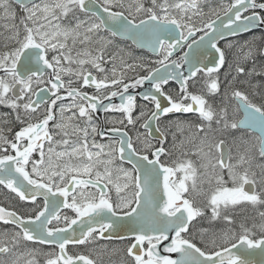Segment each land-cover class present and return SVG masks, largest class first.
<instances>
[{"label": "snow or ice", "instance_id": "6c2138e0", "mask_svg": "<svg viewBox=\"0 0 264 264\" xmlns=\"http://www.w3.org/2000/svg\"><path fill=\"white\" fill-rule=\"evenodd\" d=\"M206 2L0 0V19L15 21L14 5L22 12L19 25H4L11 34L0 51V106L20 125L9 139L13 128L5 125L12 120L0 115V185L35 206L27 215L0 206V223L13 226L0 233V264H38L39 249L19 252L21 242L54 246L43 253L44 264H96L94 249L69 254L68 246L113 238L131 241L128 264H253L251 254L264 256V211L257 212L259 223L245 219L231 227L234 209L264 205V162H257L264 161V104L234 86L239 75H264V67L246 71L241 64L257 51L264 55L255 44L264 37L239 46L228 42L240 55L223 94L219 78L226 63L219 42L264 25V0H221L205 12ZM117 38L147 47L156 58L129 62L131 53L123 48L108 55ZM199 75L202 82L195 79ZM170 81L178 91H165ZM190 81L199 84L198 92L189 91ZM145 82L150 87L139 95L147 103L134 117L137 95L130 90ZM217 96L214 106L210 98ZM117 97L119 103L113 102ZM99 111L120 115L108 118L112 126L105 129L94 119ZM189 113L198 122L177 116L168 125L189 130L179 144L173 133V148L190 143L191 152L163 162L172 153L162 118ZM138 122L145 131L134 141L125 128ZM233 131L251 137L241 136L245 147L235 160L226 140L214 135ZM125 161L130 168L122 166ZM196 196L203 197V206ZM208 213L210 221L222 219L229 227L196 229L194 222ZM190 229L199 232L203 247Z\"/></svg>", "mask_w": 264, "mask_h": 264}, {"label": "flooded vegetation", "instance_id": "af4514ba", "mask_svg": "<svg viewBox=\"0 0 264 264\" xmlns=\"http://www.w3.org/2000/svg\"><path fill=\"white\" fill-rule=\"evenodd\" d=\"M14 7L16 8L17 15L22 13L20 11L18 5H14ZM261 14L264 15V13H261ZM78 15H80L81 18H84L82 13H78ZM254 37H264V28L263 27H259L257 29L252 30V31H249V32H245V33L238 34L236 36L228 37L227 40L220 41L219 42V46L221 47L223 44H226V43H228L230 41H234V40H237V39L254 38ZM259 41L260 40H257L256 42H259ZM119 44H121L123 47H125L126 48L125 50H127V51H129V52H131L133 54V55H131L132 56L131 59H134L133 58L134 52H138V53L142 54V58L145 61L156 58L154 55L150 54L148 51L136 49L130 42H128L126 40H123V39H120V38H117L115 43H114V45L119 46ZM259 45H262L261 41L259 42L258 46ZM259 47H262V46H259ZM263 47H264V44H263ZM224 51H225L226 63H225V65L223 66V68L219 72V78L224 80L223 92L225 91V84L227 83V81L232 80V76L236 75V73L234 72V66H235V64L237 62L236 60H233V58H231V55L226 53V50H224ZM180 54L181 53L178 51L176 53V55L173 57V59L177 58ZM255 58L258 60L257 61V65H259V64L262 65V62L264 63V55H260L258 51H257V55H256ZM131 59H129V62H131ZM254 59L251 60V61H254ZM229 65L233 66L232 70H230ZM245 66L247 67L246 63H245ZM226 73L228 74L227 75V79L225 78L226 77ZM94 74H95V72H94ZM141 74H144V73H141ZM0 75H3V73H0ZM128 75L132 76L133 73L129 72ZM240 76L241 75L237 76L236 80L234 81V86L239 88L241 91L245 92V90L243 88V86H244L243 80H241ZM45 79H47V77H45ZM64 79L67 80V77H64ZM195 79H197L198 81L201 82L203 78H202V75H199ZM149 87H150V85L145 82L144 86L138 87L137 89L130 90L131 94L137 95V108H136L135 112L133 113L134 117L139 115V113L141 111V108L147 103V102L143 101L140 98L139 94H142L143 92L147 91ZM178 89H179V86L174 81H170L169 84L165 87V91H171V90L178 91ZM198 90H199V84L197 85V87H193L192 86V82L190 81L189 82V91L198 92ZM84 91H87L88 93L91 94L95 90H94V88H86V89H84ZM258 99H259V100H257L258 102L259 101L260 102L264 101L263 93H261L258 96ZM67 102L68 101H65V103H67ZM113 102L119 103V98L118 97L114 98ZM105 103H107V101H105ZM262 104H264V103H262ZM57 107H58V105H57ZM148 107L150 108L151 105H148ZM119 115L120 114H118V113H104L102 111H99V112L94 114V119L96 120V122L98 124H103L105 129H107L108 127H111L112 125L107 124L106 120L108 118H118ZM239 115L241 116V114H239ZM177 116H179V118L183 119V120L197 121V115L194 114V113L183 114V115L175 114V115H170V116H168L166 118H162L161 124H162V126L167 128V141L165 143V147L172 153L171 156H162L161 157V160L163 162H166V163H171V161L174 160V158L176 157V155L174 154V152L176 150H174L169 145V142H170L169 133H172V128H171V126L168 125V122L169 121H174L177 118ZM9 119H11V118H9ZM76 122L80 123L81 126H83V122L82 121H76ZM8 126H11L13 128V132L8 134L9 139H11L12 136L14 135V132L19 129L20 125L18 123H16L15 120H13L11 125H5V127H8ZM125 130L128 131L129 135L132 137V139L134 141L136 140V136L138 134V131L140 133H143L145 131L144 129L140 128V122H138L135 125V127H133L131 125H128L125 128ZM109 135H111V134L109 133ZM154 135H156V134L154 133ZM61 138L62 137H60V136L56 137V139H61ZM96 140H97V142H102V143H106L107 142L106 138L102 139L99 136L96 137ZM136 146L138 148L141 147L139 142H137ZM227 147H228V145H227ZM116 164L118 166H120V161L117 160ZM122 166L125 167V168H130L131 167V165L128 164L126 161L123 163ZM112 197H113V199H115V193H112ZM37 203L42 205V203H43L42 198H38ZM0 206L6 207V208H11L12 210L17 211L18 213H20L22 215H27L29 210H31V209H33L35 207L30 202H22V201H20L19 198L16 197V195L14 193H11L9 190L4 188L2 185H0ZM62 212H66L68 215L74 216V213H72L70 210H62ZM255 222L257 223L258 221L256 220ZM237 226H238V224L232 225L231 227H237ZM6 230L9 231V232L12 231L13 230V226L12 225H5L3 223H0V232H4ZM190 231H193V230L190 229ZM195 234H196V240L198 242V246L203 247V244L199 243V241H200L199 240L200 239L199 232L195 231ZM130 242L131 241H129V240H123L122 241V240L113 238L112 240H99L96 244H91V245H88V246L69 245L68 248H67V251H68L69 254H79V253L88 254L89 249H94L95 251L92 252V258L94 260H96V264H128L130 258L127 257L126 248H127L128 244ZM21 245L24 246V247H22V251H19V252H23L26 249H30V248L39 249L41 254L36 257L37 262H38L39 256L40 257L44 256L43 253H47V252H50V251L54 250V246L38 245V244H33L31 242H28V243L22 242ZM5 258H7V257H5Z\"/></svg>", "mask_w": 264, "mask_h": 264}, {"label": "rangeland", "instance_id": "374dc122", "mask_svg": "<svg viewBox=\"0 0 264 264\" xmlns=\"http://www.w3.org/2000/svg\"><path fill=\"white\" fill-rule=\"evenodd\" d=\"M37 2H39V0H37ZM220 3H221V0H207V2L203 5L204 11L207 12L210 6L215 7V6L219 5ZM145 5L150 6V0H145ZM21 15H22V13L18 14L16 16L15 21L0 19V51L6 50L4 48L5 37H7L11 34L10 30L5 28L4 25L5 24L11 25L13 23L19 25V19H20ZM69 19H71V18H69ZM65 23H67V21H65ZM22 32H23V30L21 27V33ZM245 41H248L251 44L253 42V38L237 39V40L230 41V42H232L234 45L239 46V45H243ZM256 41H255V44H256L257 48H261L259 46L263 47L264 40H260L262 45H259V46H258V44L260 41L259 42H256ZM226 45H227V43L223 44L221 46V48L226 50V53L231 55V58H233V60L237 61L238 56L240 55V53L238 52V48L237 47L228 48ZM12 46L13 45L9 44V48ZM79 47H82V46L77 45V48H79ZM118 48L126 49L121 44H119V46L113 45L108 49L107 54L111 55L113 52H116L118 50ZM126 52H129V51L126 50ZM121 55H123V53H121ZM131 55H133V54L131 53ZM256 55H255V57H256ZM133 58L134 59L135 58H142V54H140L138 52H134ZM251 60H253V59H250L246 62L241 61V64L243 67H246L245 66V63H246V65H247V67L245 68L246 71L252 67H256L257 71H259L262 67H264L263 62H262V65L261 64L257 65L258 60L256 58L254 59V61H251ZM106 67L110 68L111 64L106 65ZM233 76H232V78H233ZM240 78H241V80H243V84H244L243 88L245 90V93H247L249 95V98L255 103H258V104L264 103V101L263 102L257 101L260 99V98L258 99V96L261 93H263V98H264V75H253L251 77H248L246 75H241ZM220 81H221V94H223L224 80L220 79ZM220 99H221V96L210 98V102H212L213 105L216 106L218 104V102L220 101ZM8 109L9 108H7L5 106H0V115H2L4 113H8L9 118H11V120L13 122L14 117L11 116V110L10 109L8 110ZM229 111L231 114V109H229ZM215 127H216V125L213 124L214 129H215ZM171 128H172V133H169V135H170L169 145L173 148V133L175 134L177 144H179V142L182 139H186L189 136V130L187 128H185L184 132L181 133L180 131L177 130V128L175 127L174 124L171 125ZM214 135L216 136V138H224L226 140V144L231 149V154H232L234 160L238 156L239 152H242L244 150V147H245V145L241 142V139H240L241 136H243L244 140H250L251 139L250 134H248L247 132H242V131H233V132H228V133H215ZM192 147H193L192 144L185 143L182 147H179L176 149L173 148L174 150H176L174 152V154L176 155L174 160H176L177 158H184L183 152L186 150L191 152ZM189 158H191L193 161H196L197 166L199 165V161L197 160L196 156H190ZM234 160H233V162H234ZM257 162H264V161H260L258 158ZM257 172H259L258 169H257ZM224 175H225V177L227 176L226 170H225ZM204 187L207 188L208 187L207 184H205ZM195 200H196L198 206H203V197L196 196ZM241 209H244V210L241 211ZM258 211H264V205L259 206L258 209L252 208L249 205H241V206L237 207L236 209H234L231 214L233 216V219L236 221V224H239L242 220H245V219H246V222L248 224H251L256 220L258 221L257 223H259V217L257 215ZM209 217H210V213H208L205 217L199 218L197 222L195 221L194 223L196 225V229H209L210 231L220 232L229 226L222 219L217 220V221H210ZM192 230L195 231L194 229H192ZM0 233H3V232H0ZM207 238L208 237H205V239H207ZM22 247H24V246L20 245V247L17 249V251H22ZM4 259H8V258L4 257ZM44 261H45V256H41V257L39 256L38 264H44Z\"/></svg>", "mask_w": 264, "mask_h": 264}, {"label": "water", "instance_id": "95a60500", "mask_svg": "<svg viewBox=\"0 0 264 264\" xmlns=\"http://www.w3.org/2000/svg\"><path fill=\"white\" fill-rule=\"evenodd\" d=\"M257 27H263V25L261 26H257ZM255 27V28H257ZM254 29V28H253ZM252 30V29H251ZM240 34V33H238ZM121 39H124V38H121ZM125 40H128L130 41L135 47L139 48V49H144V50H148L150 51V49H148L147 47H144V48H141L139 47L138 45L134 44L132 40L130 39H125ZM151 52V51H150ZM148 84V82H146ZM242 114V113H241ZM243 115V114H242ZM173 258H177V254H172ZM249 259L253 261V264H259V262L264 259V256H261V254L259 253V251L257 250L255 253L251 254L249 256Z\"/></svg>", "mask_w": 264, "mask_h": 264}]
</instances>
